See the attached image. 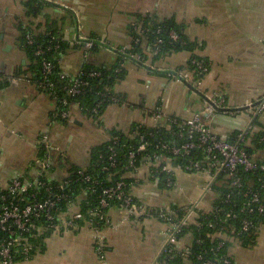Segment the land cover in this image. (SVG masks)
<instances>
[{"label":"crops","instance_id":"0c3cea01","mask_svg":"<svg viewBox=\"0 0 264 264\" xmlns=\"http://www.w3.org/2000/svg\"><path fill=\"white\" fill-rule=\"evenodd\" d=\"M30 1L0 0V67L9 74L29 63L21 48L22 27L38 36L51 29L68 42L60 64L68 75H78L86 63L106 69L116 66L121 58L118 49L130 50L137 41L132 28L138 17L152 14L161 20L175 19L198 44L195 54L206 59L210 69L203 91L225 94L234 109L264 95V0H42L46 4L37 16L28 13ZM84 38L98 42L89 56L80 43ZM142 42L147 62H124L126 76L115 87L122 103L111 104L98 120L78 105L70 107L67 120H55L59 104L51 95L30 84L0 88V189L17 178L28 183L39 178V147L46 134L55 148L47 175L62 180L72 166L87 168L91 150L108 141L112 131L128 133L134 124L154 126L150 111L155 107L182 119L204 110L201 95L167 75L187 69L192 54L180 52L157 60L150 55L146 38ZM249 121L246 113L217 114L208 120L223 137ZM134 178L138 184L133 196L147 211L198 203L209 179L203 173L180 171L177 186L163 190L145 165ZM186 184L193 188L184 198ZM209 195L200 204L202 211L210 212L214 205L216 195ZM179 196L183 200H177ZM108 215L101 235L106 245L103 260L95 251L96 232L86 224L75 232L50 233L42 253L16 264H161L168 229L163 218L130 217L120 208H112ZM190 240L186 237L183 242ZM230 254L234 264H264V223L253 246L237 244Z\"/></svg>","mask_w":264,"mask_h":264},{"label":"trees","instance_id":"16d2710c","mask_svg":"<svg viewBox=\"0 0 264 264\" xmlns=\"http://www.w3.org/2000/svg\"><path fill=\"white\" fill-rule=\"evenodd\" d=\"M45 4L46 3L42 0L30 1L27 3L29 10L28 13L30 15L37 16L40 13V9ZM35 6H37V8L39 7V9L35 8ZM137 22L143 23L146 31L144 32V35H139L135 28H132L135 40L139 39L140 42L134 43L132 48L130 50L128 49L129 53L132 52L145 56L143 54L144 47H142V41L144 38H146V41L148 42L147 47L149 48H151V46L155 44L158 39H160L162 40L160 53L155 59L158 60L175 53L189 52L192 54L190 62L187 66V69L190 72H194L195 75H197V66L192 63L193 60L203 61L209 67V63L206 59L195 54L198 44L188 38L185 34L184 28L180 26L175 19L161 20L156 16L149 18V16L146 15L139 16ZM22 30L23 38L21 39V48L26 53L29 63L11 75L19 76L29 73L31 75L32 84L53 83L55 85L54 89L57 93L56 100L59 104L58 112L54 114L55 120L61 121L60 114L64 111H69L72 105H78L88 117L98 120L99 117L104 114L105 110L111 105L109 100L111 95L116 94V85L126 76V71L123 67L124 62L127 59L126 54L120 55L121 58L119 62L111 69L92 66L86 63L78 75H68L65 71H63L60 64L61 57L67 52L70 46L68 42H59L54 39V37L57 38L58 36L52 32L51 29H49L50 31L46 34L39 36L36 35L33 42L29 43L25 38L27 29L24 30L22 27ZM171 33H175L178 36V39L172 40ZM56 45L59 46L58 49L55 48ZM40 48H42L44 52L38 55L36 52ZM46 62L53 65L51 72L47 74L44 71V64ZM93 73H98L99 76H90V74ZM172 73L173 72L167 73V75L172 77ZM61 75H65V80L61 79ZM74 78H81L89 82V85L80 95H68L66 92L65 88L70 85V80ZM5 79H7V77ZM172 79L174 78L172 77ZM5 86H9V83L5 80L0 81V88ZM176 119L178 120V123H181L182 118L177 117ZM179 129L178 124L175 125L171 124L170 121H164L157 125L154 124L152 127L143 124H134L128 133L116 130L112 131L108 141L94 147L91 150L90 164L87 168L72 166L69 170L68 176L62 180L50 179L47 175L49 170L43 172L42 176L31 183L32 187L29 192L23 195L18 194V192H12L10 190L11 187L6 190L0 189V213L2 212L3 206L9 205L10 203H18L21 207H23L24 205L30 204L34 201H45L48 199L45 187L39 185L41 182L50 185L56 193H64L68 196L67 199L57 202L56 208L52 212L54 216L58 215V213L68 211L74 204L85 215V219L78 222V229L76 230H79L82 226L88 224V222H93L102 229L107 226L105 221L92 215L93 211L95 212L96 210H100L99 196L101 195L102 190L113 187L120 181H124L126 184L125 192L128 196L132 197L136 204L143 205L133 196L132 193V189L136 184H138V181L134 177L125 176L127 170H125L124 167H126L129 163V156L131 153H135L134 163L136 168H141L147 162L154 161L150 158L156 153H161V145H180L187 140L185 136H183V138L177 136ZM235 132L236 134L234 137L239 133L238 131ZM183 134L185 135V132ZM114 138L118 139V143H114ZM142 144H146L147 149L144 152H138V149ZM111 148H114L117 165L110 171H106L105 168L110 165L109 159L110 156H112V151H110ZM39 149L41 160H43L46 158V150L42 144ZM164 155L172 159L174 157L167 152H165ZM53 156L54 155H52V158ZM201 160H203L202 154L199 151H192L188 156L176 157L173 159V163L174 166L185 170L189 166V161L196 162ZM80 171L83 172V175L80 174ZM189 172L194 173L195 171ZM135 175L136 173L133 176ZM85 176H90L92 180H96L98 182L94 193L90 191L87 192L89 184L84 182ZM241 177L244 182V191H257L259 189V176L255 174L241 173ZM153 179L159 182L161 189L168 190L166 176L164 174H156ZM21 181L22 183L30 184L24 179H21ZM65 182H68V184L61 190L60 187L63 186ZM229 184L231 185V180L227 178L226 174L219 176L213 189V194L216 195V200L214 202V207L217 209L216 212L209 214L204 210H199L196 223L186 226L179 236V238L189 237L191 239V254L189 259L193 262V264H205L208 261L215 264H222V260L227 254H229L233 244L231 241L225 242L218 237L214 239L212 238L216 230L221 228L233 231L234 235L240 242L239 244L243 247H251L256 243L258 230L253 229L248 233L242 232V221L244 219H251L255 223V226L260 228V226L264 223V218L258 219L247 213H241L240 208L241 203L243 202L242 194H237L232 203H225L223 200L231 192ZM262 199L264 201V193L262 194ZM120 204L121 201L113 200L111 201V207L103 209L102 211L108 215L112 208H119ZM170 207L174 211V215L172 216L174 222L179 221L186 215V211L183 208L178 207L177 205H171ZM161 211L162 210L158 208H151L149 209V216L156 217L161 220L163 218L161 216ZM231 211L233 214H236V218L227 217V214ZM205 222L206 224L203 225ZM209 222L214 223V229L207 226V223ZM197 223H200L203 226L201 227ZM48 225L49 221L46 220L45 217L34 218L33 227L29 232L23 234L24 237L28 238L29 245L32 246L31 255L33 258L37 255V253H42L44 251V240L50 233H53L48 228ZM16 236L21 235L17 234ZM10 237L11 236L9 234L0 231L1 242L10 239ZM198 240H200L201 244L197 243ZM220 244H223V246L218 248ZM13 256L14 260L17 262L23 260V257L17 251L13 252ZM171 256H173L174 259H172ZM231 259L233 260V257H231ZM160 263L182 264L183 259L178 254L172 252L170 255H162L160 257Z\"/></svg>","mask_w":264,"mask_h":264},{"label":"built area","instance_id":"2783aa9c","mask_svg":"<svg viewBox=\"0 0 264 264\" xmlns=\"http://www.w3.org/2000/svg\"><path fill=\"white\" fill-rule=\"evenodd\" d=\"M147 16L152 18L154 15L148 14ZM134 28L139 35H144V32L146 31L143 23H135ZM26 31L25 38L29 43H32L36 35L30 30ZM54 39L59 42L65 41L61 37H54ZM171 39L177 40L178 36L175 33H171ZM139 41L140 40L137 39L136 43ZM80 43H82L81 45L86 52V56H89L92 50L98 45L96 40L87 38H84ZM161 43L162 40L158 39L157 42L151 46L150 55L153 58L159 56ZM55 48L58 49L59 46L56 45ZM43 52L44 50L40 48L36 53L40 55ZM118 53L119 55L126 54V60L135 61L141 65L147 62V57L132 52L129 53L126 48L118 49ZM192 63L197 66V75H195L194 72H190L188 69H177L172 71V77L176 81L181 82L185 86L194 90L197 94L201 95L204 99L205 108L200 113L182 119L181 123H178V120L176 119L177 117H169L165 115L158 107H155L154 110L150 111L155 125L164 121H170L171 124L175 125L178 124L180 129L177 136L180 138L185 136L187 140L180 145H161V153L154 154L150 158L154 161L145 164L148 173L152 178H154L156 174H164L166 176L168 190L174 189L177 186V177L180 171H195L196 173H203L209 178L207 185L201 191L199 202L187 207H181L186 211V215L179 221L174 222L172 217L174 211L171 207L161 211V216L168 226L166 244L161 252V256L164 254L170 255L172 252L176 253L183 259L182 264H193V262L189 259L191 254L190 242L184 244L183 239L186 237L179 238V236L186 226L196 223L198 211L201 210L200 204L203 199L213 193L214 185L220 175L226 174L227 178L231 180V185L229 184L231 192L223 200L225 203H232L237 194H242L243 202L241 203L240 208L241 213H247L258 219L264 218V201L262 199V194L264 193V95L256 102H250L241 109H234L228 105L225 94L207 93L203 91L204 80L210 69L203 61L193 60ZM52 68L53 65L51 63L46 62L44 64V71L46 74L50 73ZM90 76L98 77L99 74L93 73L90 74ZM6 77L7 79H5ZM65 78V75H61L62 80H65ZM2 80L7 81L9 85L12 86L30 84L39 92L47 93L57 99V93L54 89L55 85L53 83L32 84L31 75L29 73L14 76L8 74L4 68L0 67V81ZM88 85L89 82L81 78H74L70 80V85L65 89L68 95L75 96L82 94ZM109 101L110 104L122 103V99L116 94L111 95ZM69 113L70 111L62 112L60 118L67 120L70 115ZM219 113L227 116H237L239 113H246L249 115L250 121L245 127L238 130L239 133L235 137L234 135L236 132L223 137L219 134L217 127L208 122L210 118H213ZM184 132L185 135L183 134ZM113 141L115 144L118 143L117 138H114ZM41 144L46 150V158L39 163L41 167L39 177L42 176L43 172L51 169L52 153L55 151L48 134L42 137ZM146 149V144H142L139 147L138 152H144ZM110 151H112V156H110L109 159L110 165L105 168L106 171H110L117 165L114 148H111ZM192 151H199L203 156V160L196 162L189 161V166L185 170L174 166L173 159L176 157L188 156ZM165 152L175 158H168L164 155ZM134 162L135 153H131L129 156V163L124 167V169L127 170V173L125 174L126 177H134L133 175L138 173L140 168H136ZM241 173L255 174L259 176V189L257 191H244V182ZM80 174L83 175V172L80 171ZM84 182L89 184L87 192L90 191L94 193L96 191V185H98L96 180H92L90 176H85ZM67 184L68 182H65L60 189H64V186ZM39 185L44 186L45 191L47 192L48 199L45 201H34L23 207L18 203H10L9 205H4L2 208V212L0 213V231L9 234L11 237L2 242L0 240V264H16L17 261L14 260L13 256L14 251L20 253L23 257V262H29L33 259L31 255L32 246L29 245L28 238L24 237L23 234L29 232L33 227L34 218L45 217L46 220L49 221L48 228L53 233L73 232L78 229V222L85 219V215L74 204L68 211L58 213V215L54 216L52 212L56 208L57 202L67 199L68 196L64 193H56L54 189L46 183L40 182ZM10 187L12 192H18V194L23 195L29 192L32 184L22 183L21 179L17 178L8 188ZM125 187V182L120 181L113 187L103 189L99 196L100 210L93 211L92 215L104 220L108 225L109 217L103 213L102 210L110 208L111 201L118 200L121 201L119 208L128 216H149V211H147L143 205L136 204L133 198L128 196L125 192ZM216 210L217 209L213 205L211 211L206 213L212 214L216 212ZM227 217L236 218L237 216L231 211L227 214ZM197 224L202 227L206 222L203 223V225L200 223ZM88 225H90L96 232L95 251L99 258L103 260L106 254V245L101 236L103 228L101 229L93 222H88ZM207 226L213 229L215 228L214 223L211 222L207 223ZM253 229H259L255 226L253 220L244 219L242 221V232L248 233ZM17 234H20L21 236H16ZM216 237L225 242L231 241L233 244L232 247L240 243L238 238L234 235V232L227 230L226 228L216 230L212 238L214 239ZM197 243L201 244L200 240H198ZM222 246L223 244H220L218 248H221ZM171 257L174 259L173 256ZM231 257L232 256L229 252V254H227L222 260V264H233ZM205 264L215 263L208 261Z\"/></svg>","mask_w":264,"mask_h":264},{"label":"rangeland","instance_id":"374dc122","mask_svg":"<svg viewBox=\"0 0 264 264\" xmlns=\"http://www.w3.org/2000/svg\"><path fill=\"white\" fill-rule=\"evenodd\" d=\"M254 98H256V99H254V100H257V97H254ZM192 184H193V183H192ZM192 184H186V187H187V188H186V190L183 191V193H184V194H183V195H184V198H185V196H186L187 194H190V193H191L192 188H193V185H192ZM185 194H186V195H185ZM181 195H182V194H180V196H181ZM180 196H179V198H178L177 200H180V201H181V200H183V199H182V197H180ZM211 196H212V195H209V196H208V199H211ZM208 199H207V200H208ZM200 207H202V206L200 205Z\"/></svg>","mask_w":264,"mask_h":264}]
</instances>
